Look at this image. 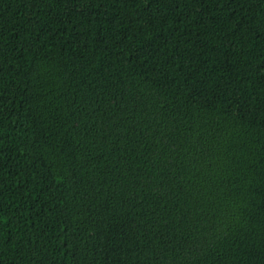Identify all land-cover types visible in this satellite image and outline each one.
I'll return each instance as SVG.
<instances>
[{
  "label": "trees",
  "instance_id": "1",
  "mask_svg": "<svg viewBox=\"0 0 264 264\" xmlns=\"http://www.w3.org/2000/svg\"><path fill=\"white\" fill-rule=\"evenodd\" d=\"M0 264H264V0H0Z\"/></svg>",
  "mask_w": 264,
  "mask_h": 264
}]
</instances>
